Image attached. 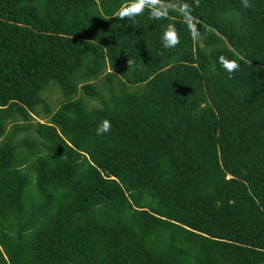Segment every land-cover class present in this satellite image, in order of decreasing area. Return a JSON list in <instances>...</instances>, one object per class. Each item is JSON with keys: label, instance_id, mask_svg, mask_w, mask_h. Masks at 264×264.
Returning <instances> with one entry per match:
<instances>
[{"label": "trees", "instance_id": "16d2710c", "mask_svg": "<svg viewBox=\"0 0 264 264\" xmlns=\"http://www.w3.org/2000/svg\"><path fill=\"white\" fill-rule=\"evenodd\" d=\"M130 2L0 0V264H264V0Z\"/></svg>", "mask_w": 264, "mask_h": 264}, {"label": "clouds", "instance_id": "9594fccd", "mask_svg": "<svg viewBox=\"0 0 264 264\" xmlns=\"http://www.w3.org/2000/svg\"><path fill=\"white\" fill-rule=\"evenodd\" d=\"M172 0H131L129 4L121 7L117 15L120 19H132L137 15L143 14L145 9L149 11L150 19H164L168 16L170 11V4ZM177 7L175 10L179 11L185 23H187L190 34L194 39L200 37V32L196 27L197 21L192 17V6L186 0H174ZM196 6H199V0H194ZM245 8H250L252 5L249 0H242ZM162 43L166 48H174L180 43L179 33L174 24H169L162 34ZM219 62L223 68L231 74L239 70L240 65L235 59H228L224 56L219 57ZM131 63V62H129ZM111 122L104 119L96 129L97 135H103L111 130Z\"/></svg>", "mask_w": 264, "mask_h": 264}, {"label": "rangeland", "instance_id": "374dc122", "mask_svg": "<svg viewBox=\"0 0 264 264\" xmlns=\"http://www.w3.org/2000/svg\"><path fill=\"white\" fill-rule=\"evenodd\" d=\"M126 72V70H122L119 69L118 71H113L112 66L107 65V67L103 68V71L100 75H98L96 77V79L94 80H89L88 84H94L98 89L102 90L103 86L108 84L106 79H105V75H109V73L117 75V77H119L122 81L125 80L124 76L121 75L122 72ZM80 82V81H79ZM113 82H115V79L113 80ZM85 82H82L80 84H77V89H78V93L76 97H79V95H81V85H84ZM103 84V85H102ZM138 87H131V86H127V91L128 92H135L136 90H138ZM106 93V91H104L103 95ZM40 98L44 101L45 105L49 107L50 111L53 112L55 111L59 105L60 102L62 100L61 94H60V90L55 86V85H48L46 86L40 93ZM82 100L84 102H89L88 98L86 96L81 97ZM90 106H96L97 103L95 101H90L89 102ZM35 113L33 114L34 116H32V121L34 122H39V123H45L48 120V115H44L42 109H41V104H38V106H36L35 108ZM10 125V124H9ZM8 125V126H9ZM22 134H20L19 136H21Z\"/></svg>", "mask_w": 264, "mask_h": 264}]
</instances>
